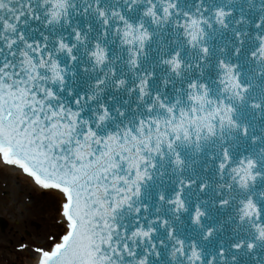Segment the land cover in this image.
<instances>
[{
  "label": "snow or ice",
  "instance_id": "obj_1",
  "mask_svg": "<svg viewBox=\"0 0 264 264\" xmlns=\"http://www.w3.org/2000/svg\"><path fill=\"white\" fill-rule=\"evenodd\" d=\"M0 163L36 264H264V0H0Z\"/></svg>",
  "mask_w": 264,
  "mask_h": 264
},
{
  "label": "flooded vegetation",
  "instance_id": "obj_2",
  "mask_svg": "<svg viewBox=\"0 0 264 264\" xmlns=\"http://www.w3.org/2000/svg\"><path fill=\"white\" fill-rule=\"evenodd\" d=\"M2 182L0 183V188L3 189V191H0V264H36L35 253L32 249L40 244L28 243L23 239L25 236V238L30 236V232L25 227H30L31 225L38 227L39 225L36 222H31L30 226L25 224L23 215L20 216V221H12V218L8 215V211L11 212L12 209L3 200L6 196V191L4 190L7 186L5 182ZM23 207L25 208L24 205ZM38 213L35 207H30L26 212V221L39 217ZM23 233H25L24 237ZM17 241L19 243H16ZM22 243L27 244L28 247L21 249Z\"/></svg>",
  "mask_w": 264,
  "mask_h": 264
},
{
  "label": "rangeland",
  "instance_id": "obj_3",
  "mask_svg": "<svg viewBox=\"0 0 264 264\" xmlns=\"http://www.w3.org/2000/svg\"><path fill=\"white\" fill-rule=\"evenodd\" d=\"M10 178H12L14 181H11L7 178L0 179V183L1 181H3L2 183L5 182L7 186L4 190L6 191V196L3 200L6 201L8 207L12 209L11 212L8 211V215H10L12 221H20V216L23 215V222L25 224H28L29 226L31 222L38 223V227H35V225L25 227V229L30 232V236L25 238V233H23V237L25 236L23 240L27 241L28 243L43 244L45 242L46 232L50 223V215L45 209H42L41 207H39L40 205H38L39 203L37 199L39 195L41 196V194H38L33 190V188H31L32 190L24 188V183L21 177L12 176ZM0 191H3V189L0 188ZM35 200H37L36 206H38V208L35 205L30 206L34 203ZM23 205L25 206V208L23 207ZM30 207H35L41 217H34L29 221H26V212ZM16 243L19 242L17 241Z\"/></svg>",
  "mask_w": 264,
  "mask_h": 264
},
{
  "label": "bare ground",
  "instance_id": "obj_4",
  "mask_svg": "<svg viewBox=\"0 0 264 264\" xmlns=\"http://www.w3.org/2000/svg\"><path fill=\"white\" fill-rule=\"evenodd\" d=\"M12 176L21 177L22 180H23V183H24V188H28V189L33 188L34 191H36L38 194H40V190L38 188H36L30 182V180L26 176H24L19 170H17L16 168H10L9 166H4V165H2L0 163V178H7V179H10L11 181H14L12 178H10ZM37 200H38V203H39L38 205H40L39 207H41L42 209H45L43 207V205H42L41 196L40 195L38 196ZM37 200H35L34 203L32 205H30V206H33V205L36 206ZM36 207L38 208V206H36Z\"/></svg>",
  "mask_w": 264,
  "mask_h": 264
},
{
  "label": "water",
  "instance_id": "obj_5",
  "mask_svg": "<svg viewBox=\"0 0 264 264\" xmlns=\"http://www.w3.org/2000/svg\"><path fill=\"white\" fill-rule=\"evenodd\" d=\"M10 167V166H9ZM10 168H14V167H10ZM18 170V169H17Z\"/></svg>",
  "mask_w": 264,
  "mask_h": 264
}]
</instances>
